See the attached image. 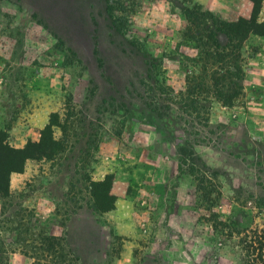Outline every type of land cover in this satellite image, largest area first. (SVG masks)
I'll return each instance as SVG.
<instances>
[{"label": "rangeland", "instance_id": "obj_1", "mask_svg": "<svg viewBox=\"0 0 264 264\" xmlns=\"http://www.w3.org/2000/svg\"><path fill=\"white\" fill-rule=\"evenodd\" d=\"M230 17L198 0H0V145L48 146L0 192V264H240L228 229L264 223V38L229 42L232 106L177 97L185 76L211 89L191 37L216 50L206 36Z\"/></svg>", "mask_w": 264, "mask_h": 264}, {"label": "trees", "instance_id": "obj_2", "mask_svg": "<svg viewBox=\"0 0 264 264\" xmlns=\"http://www.w3.org/2000/svg\"><path fill=\"white\" fill-rule=\"evenodd\" d=\"M249 1L252 3V13L249 20L243 18H239L236 22H224L223 20H216V28L214 29V31L210 30L206 36L207 40H209L210 42L212 41V44L216 50H209L205 52L206 48L209 47L208 45L203 44V37H191L193 42L197 44L198 49H201V45L206 47L203 52L205 58L203 56L199 57V61H201L200 64L203 62V64L208 65L205 60L207 57H209L213 59L211 65H217L216 70H213L212 74L209 77V81L212 83L210 90H208L209 86H207L204 80L196 77V82L188 80L187 76L184 77L183 89L179 92V95L177 97L178 99L186 100L185 95L191 96L192 100H190V104H197V106H195L194 108L195 110H193L195 113L202 112L207 114L206 111L208 109V107L199 104V101L196 98H199L200 102L206 104L208 100L207 97H212L214 100L220 102L225 106H232L234 101L241 94V85L239 84L240 80L243 78L241 67L237 63L230 64V62H228L225 66H223L222 64L226 61V51H228V47H231L229 42L234 40L239 42L240 39L243 40L251 34L264 38V20L261 23H257V16L260 10L259 6L262 0ZM209 19L210 21H213L212 16H210ZM203 70L205 71V69ZM220 71L223 74H221ZM227 76L234 78V81H230L229 85L225 89L222 83H224ZM189 82L196 83L194 88L188 85ZM166 89L169 90V88ZM173 95L174 97H176L177 93H174ZM184 106L186 107L188 106V104H185ZM196 107L198 108L197 111ZM54 145L55 142L50 138L49 147L51 148ZM46 147L48 146L45 143H41V145L39 143L28 144L27 147L20 149L9 148L8 145H0V192L3 194L8 193V186L7 184L4 185L3 180L1 179L2 175L6 177V181L8 178V183L9 175L11 173L22 172L24 169V162L32 158V156L27 153L28 151L35 148L36 152H41L42 148ZM106 180H108V177H106L105 181ZM105 181L97 184L102 186L105 184ZM105 197L107 200H104L103 206L100 207V212H108L110 210H113L115 198L111 195L109 187L107 189V194L105 195ZM235 224L236 223H234V225ZM226 227L227 229L229 228L228 226ZM244 229L245 232L244 230H241L239 232V230H236L235 227L228 229V232H230V236H232L233 234H239L242 236L237 241L238 247L242 252L239 261L240 264H264V223L262 224L261 228L258 225H253L252 228L247 227Z\"/></svg>", "mask_w": 264, "mask_h": 264}, {"label": "crops", "instance_id": "obj_3", "mask_svg": "<svg viewBox=\"0 0 264 264\" xmlns=\"http://www.w3.org/2000/svg\"><path fill=\"white\" fill-rule=\"evenodd\" d=\"M199 3L209 11L219 12L223 17L231 16L228 21L234 22L239 18L249 19L252 13V3L249 0H198ZM259 22L264 20V0L261 1L260 10L257 16ZM21 142L24 139L21 138ZM22 146H18L21 148ZM27 164L22 172L11 173L9 175L8 190L11 192L19 186L20 183L27 177Z\"/></svg>", "mask_w": 264, "mask_h": 264}]
</instances>
